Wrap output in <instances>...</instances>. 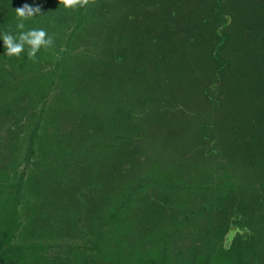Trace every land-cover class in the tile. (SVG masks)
<instances>
[{
  "label": "trees",
  "instance_id": "1",
  "mask_svg": "<svg viewBox=\"0 0 264 264\" xmlns=\"http://www.w3.org/2000/svg\"><path fill=\"white\" fill-rule=\"evenodd\" d=\"M0 264H264V0H0Z\"/></svg>",
  "mask_w": 264,
  "mask_h": 264
},
{
  "label": "clouds",
  "instance_id": "2",
  "mask_svg": "<svg viewBox=\"0 0 264 264\" xmlns=\"http://www.w3.org/2000/svg\"><path fill=\"white\" fill-rule=\"evenodd\" d=\"M60 5L66 9H74L77 7H86L90 0H59ZM18 33L13 35L11 32L0 33V38L4 42L6 49V56L20 57L25 50V45L28 46L27 58L35 61L36 55L41 48L47 50L54 46L55 38L49 36L44 29H30L25 31V21L30 20L36 16L42 15V8L37 5L33 6L28 3L15 9Z\"/></svg>",
  "mask_w": 264,
  "mask_h": 264
}]
</instances>
